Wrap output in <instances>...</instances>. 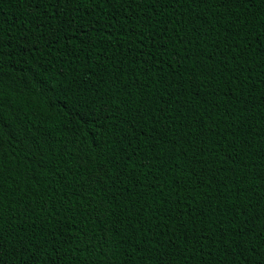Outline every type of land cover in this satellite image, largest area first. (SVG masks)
I'll return each instance as SVG.
<instances>
[{
	"label": "trees",
	"instance_id": "16d2710c",
	"mask_svg": "<svg viewBox=\"0 0 264 264\" xmlns=\"http://www.w3.org/2000/svg\"><path fill=\"white\" fill-rule=\"evenodd\" d=\"M0 97L7 264H264V0H0Z\"/></svg>",
	"mask_w": 264,
	"mask_h": 264
},
{
	"label": "snow or ice",
	"instance_id": "6c2138e0",
	"mask_svg": "<svg viewBox=\"0 0 264 264\" xmlns=\"http://www.w3.org/2000/svg\"><path fill=\"white\" fill-rule=\"evenodd\" d=\"M97 0H35V7L36 8H46L47 6H51L53 8L62 7L65 4L75 3L77 10L82 11L84 8L90 6L91 3H95ZM15 133L17 135L20 134V129H14L9 127L8 118L5 116V106L3 104V97H0V144L3 142V136L7 133ZM27 135L22 137L21 142L24 139H27ZM244 239H251L253 243L249 245L250 251H255V244L259 243L262 247H264V239L255 240L252 237L244 235ZM7 245L4 242V235L3 230L0 229V264H7V261L4 259L6 253ZM243 255V251L241 252ZM33 258H35V254H33ZM28 264H32V260H29ZM38 264V261H37Z\"/></svg>",
	"mask_w": 264,
	"mask_h": 264
}]
</instances>
